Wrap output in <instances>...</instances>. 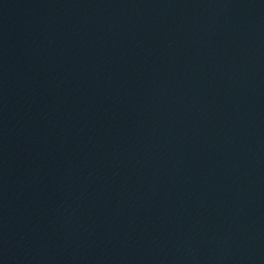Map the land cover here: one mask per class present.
Masks as SVG:
<instances>
[{
	"label": "water",
	"instance_id": "1",
	"mask_svg": "<svg viewBox=\"0 0 264 264\" xmlns=\"http://www.w3.org/2000/svg\"><path fill=\"white\" fill-rule=\"evenodd\" d=\"M0 264H264V0H0Z\"/></svg>",
	"mask_w": 264,
	"mask_h": 264
}]
</instances>
